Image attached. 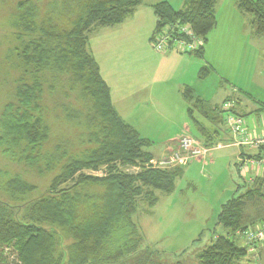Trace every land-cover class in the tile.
<instances>
[{
  "label": "trees",
  "instance_id": "16d2710c",
  "mask_svg": "<svg viewBox=\"0 0 264 264\" xmlns=\"http://www.w3.org/2000/svg\"><path fill=\"white\" fill-rule=\"evenodd\" d=\"M217 1L185 0L184 8L177 11L167 2L158 3L153 7L157 26L187 24L205 44L216 25ZM141 2L50 0L42 5L27 0L19 4L11 27L31 38L17 49L21 76L4 113L2 152L33 169L46 170L51 190L18 206L0 200V243L18 242L20 259L10 264H163V252L144 246L134 217L140 209L150 213L157 194L172 193L183 169L151 165L153 157L147 152L151 141L114 110L109 88L88 51L92 31L121 24ZM236 2L242 13L252 17L254 34L264 35V1ZM207 72L202 68L200 78ZM45 96L57 98L50 108ZM181 96L190 113L197 111L213 127L201 128L210 142L205 147L217 146L213 141L223 124L221 110L195 96L190 87L183 88ZM57 113L58 125L53 126L48 115ZM47 143L52 145L43 151ZM64 185L69 187L60 188ZM15 186L23 187L22 194L33 189L17 177L4 180L1 189L16 199ZM257 191L264 196L250 189L221 206L217 225L225 234L196 256V264H237L246 258V249L233 235L247 227L244 209L257 200ZM25 207L27 220L20 221ZM9 209L16 210L12 220L6 216Z\"/></svg>",
  "mask_w": 264,
  "mask_h": 264
},
{
  "label": "crops",
  "instance_id": "0c3cea01",
  "mask_svg": "<svg viewBox=\"0 0 264 264\" xmlns=\"http://www.w3.org/2000/svg\"><path fill=\"white\" fill-rule=\"evenodd\" d=\"M161 2L169 3L172 8L177 3L181 5L179 10L184 8L183 3L175 2V0H142L134 13L121 24L95 29L89 34L88 51L98 64L100 75L109 88L111 103L117 114L142 138L153 141L154 131L157 128L155 119L171 120L175 115L182 114L188 105L182 98L181 91L185 87H190L195 96L207 102L212 108H218V111L222 103L234 99V102L236 101L235 103L232 101L234 111L242 118L247 131L257 135L264 134V67L260 69V82L251 72L245 74L243 78L238 75L246 69L238 53L241 47L253 49L252 54L259 49L264 59V35L254 34L252 17L238 9L236 0H218L214 8L216 25L207 35L200 56L196 54L160 55L152 49L150 40L157 30L158 18L153 7ZM232 36L236 42L231 40ZM202 68L208 70V76L204 80H201L199 76ZM249 81L253 89L242 84H248ZM224 85H229L230 90L224 88ZM164 92L170 95L169 106L160 103V100L165 101ZM151 102L154 105L149 106ZM249 116L252 117L249 119ZM204 128L210 129L205 126ZM224 131L226 132L225 129ZM181 135L174 137L170 135L165 139V141H171L165 142L161 156H155L149 152L153 159L165 158V155L174 150ZM214 139L213 142L218 144L214 148L216 150L208 151L204 158L189 160L190 162L183 164L182 176L195 174L205 168L208 172H212L218 161L225 158L229 160L228 167L233 162L239 174L243 177L248 175L245 180L252 189L263 193L264 168L255 180H253L255 174L250 170L251 160L256 158L261 150L235 145L227 132L223 133V137L218 135ZM208 141L206 135L201 133L200 142L204 145L209 144ZM241 160L245 162L244 165L248 163L244 169L240 166L243 164ZM229 173L231 174L230 171ZM230 174L228 177L232 180ZM174 192L175 190L170 194H157L158 201L150 213L153 209L157 211L158 206L164 207L162 215L170 216V213L171 215L175 213L180 207V200ZM220 198H214L218 214L221 206L229 200L223 202L224 200H219ZM205 206H208V203L203 205ZM198 207L200 205L195 208L198 209ZM145 214L140 209L135 217L144 218L147 221L149 215L145 216ZM134 221L137 224L135 219ZM260 221L264 220H256L249 226L257 225ZM137 226L143 239H147L144 227L140 224ZM202 229L203 226L196 229L195 237ZM216 236L218 234L212 237L202 249L210 246ZM194 240L196 238H193Z\"/></svg>",
  "mask_w": 264,
  "mask_h": 264
},
{
  "label": "rangeland",
  "instance_id": "374dc122",
  "mask_svg": "<svg viewBox=\"0 0 264 264\" xmlns=\"http://www.w3.org/2000/svg\"><path fill=\"white\" fill-rule=\"evenodd\" d=\"M23 1L27 0H0V200L7 202L11 206L23 205L26 202L37 199L51 190V176L46 170L38 168L33 169L28 162L15 158H8L6 154L2 152L3 147L6 146V143H3L2 137L5 133L4 113L7 111L6 108L8 105L12 104L17 81L16 79L21 76L20 71L17 68V49L24 41L31 38L20 29L11 27V23L14 22V18L18 13L19 4ZM32 1H40L41 4L44 5L50 0ZM175 2L183 3L184 7L185 0H175ZM180 6L181 5L175 3L173 8L179 10L181 8ZM231 40H234V36H232ZM150 45L152 47L151 40ZM252 50L253 49L244 46L241 47V50L238 52L246 66V69L243 72H239L238 75L243 78L245 74L251 72L252 75H255L258 78V82H260V69L264 67V59L261 57L259 49L255 51V54L251 53ZM154 51L160 55H181L173 49L164 52ZM207 76L208 75L206 74L200 79L204 80ZM250 81L248 84H242L253 89L254 87L250 84ZM224 88L230 90L229 85H224ZM164 93L165 101L160 100V103L169 106L171 102L170 95L168 92ZM54 98L57 99L56 97ZM54 98H46L45 96L44 103L47 107L50 108L49 104L55 101ZM231 101L234 102V99ZM152 105L154 104L151 102L149 106ZM222 116L223 114L220 113V117ZM251 117L252 116H249V119ZM48 118L53 126L58 125V113L50 114L48 115ZM154 122L157 128L154 131V139L151 141L150 147L147 148V152H150L155 156L163 154L162 151L164 150L165 142L169 143L171 141H165V139L170 135L174 137L182 134L179 138L184 136L190 137L197 142L200 147L204 148L203 143L200 142L201 128L204 126L209 127L210 129L213 128L212 125L209 124V121L197 111L194 110L190 113L188 111V106L184 108L182 114L175 115L174 119H155ZM219 128V136L223 137V133H226L223 124H219ZM51 145L52 143L43 145L42 150L48 151ZM215 147L216 146L207 149L208 151H214L216 150L214 149ZM178 149L179 140L176 142L174 150L165 155V159L168 160L170 157L175 158L176 155L180 157L181 153L178 152ZM208 151L207 153H209ZM205 156L199 158H204ZM194 159L198 158L195 157L191 160ZM153 160L156 162L161 161V159L158 160L157 158H154ZM228 162L229 160L223 158L221 161H218L212 172H208V169L205 168L201 171H197L195 174H189L188 176L183 175L178 178L175 183L174 193L179 197L180 207L172 215L171 213L170 216L167 214L162 215L164 207L158 206V208H156L157 211L153 209L152 213L145 214V216L149 215L147 221L146 219L137 216L134 218L137 221V224L142 225L146 230L147 239H144V246H150L153 249L163 252L161 259L163 264H196V256L201 252L200 250H203V246L215 235L225 234L224 229L221 226L216 225L218 208L214 198L221 197L219 200H224L223 202H225L232 196H238L246 190L252 189V186L247 183V180H245L248 175H244L245 177H243L242 174H239L234 163L231 162V166L228 167ZM182 165L183 164L175 162V164L165 165L163 168L171 169L172 167ZM82 173L85 175H92L89 171H83ZM229 174L232 180L228 177ZM10 177H17L20 182H25L26 185L33 189L26 194H22L23 187L20 188V186H15V191H17L16 194H18V196L14 199L12 195H9L1 189L4 180ZM67 187L69 186L64 185L60 188ZM20 189L21 191H18ZM254 194L258 196L257 200L248 202L244 209V225L249 226L251 222H255L256 220H264V196H260L258 191L254 192ZM205 203H208V206L203 207ZM199 205L200 207L196 209L195 207ZM27 211L26 207L23 208L18 218L20 221L27 220V217L25 218ZM6 213L7 218L12 220L16 210L9 209ZM200 226H203V229L198 234L200 237H195L197 234L196 229ZM193 238H196V240L193 241ZM236 242L242 245L240 241L236 240ZM17 244L18 242L15 239L2 244L0 243L1 263L10 264L13 259H20ZM250 258L246 257L237 264H264V247L261 250L259 249L257 258Z\"/></svg>",
  "mask_w": 264,
  "mask_h": 264
},
{
  "label": "built area",
  "instance_id": "2783aa9c",
  "mask_svg": "<svg viewBox=\"0 0 264 264\" xmlns=\"http://www.w3.org/2000/svg\"><path fill=\"white\" fill-rule=\"evenodd\" d=\"M152 47L157 52H164L167 50H175L179 54L192 55L200 52L204 46V40L196 35L194 31L187 25L180 22L165 23L162 26L158 25L157 30L151 38ZM223 126L226 132L231 137L233 143L237 146H244L252 149H260L261 152L256 158L251 160V171L254 172L255 177L259 175L264 168V134L257 135L249 133L243 125V120L234 111V104L230 100H226L221 107ZM208 149L204 146L200 147L192 138L184 136L179 139L178 152L181 153L175 158L170 157L168 160L163 158L161 161H151V165L164 169L165 165L185 164L193 158L205 156ZM240 166L244 169V161ZM240 162V163H241ZM251 180V182L253 181ZM234 239L240 241L242 246L247 251L246 257L250 259L257 258L260 247L264 245V221L254 225L238 229L234 235Z\"/></svg>",
  "mask_w": 264,
  "mask_h": 264
}]
</instances>
